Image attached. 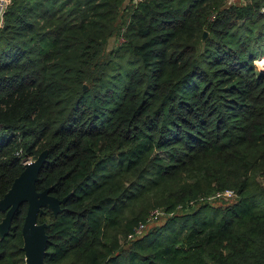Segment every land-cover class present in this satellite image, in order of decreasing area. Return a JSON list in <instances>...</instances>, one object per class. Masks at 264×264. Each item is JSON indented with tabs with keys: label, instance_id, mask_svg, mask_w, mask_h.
<instances>
[{
	"label": "trees",
	"instance_id": "obj_1",
	"mask_svg": "<svg viewBox=\"0 0 264 264\" xmlns=\"http://www.w3.org/2000/svg\"><path fill=\"white\" fill-rule=\"evenodd\" d=\"M263 5L11 0L0 199L46 150L37 188L65 201L38 216L44 264H264ZM226 190L237 200L215 205ZM27 210L0 236V264H27Z\"/></svg>",
	"mask_w": 264,
	"mask_h": 264
},
{
	"label": "water",
	"instance_id": "obj_2",
	"mask_svg": "<svg viewBox=\"0 0 264 264\" xmlns=\"http://www.w3.org/2000/svg\"><path fill=\"white\" fill-rule=\"evenodd\" d=\"M47 159L43 151L36 159L27 161L24 170L16 177L11 188L0 199V212L6 215L0 222V236H5L12 225L13 217L19 207L28 202V210L23 225V249L27 264H44L48 246L47 223H39L38 216L49 207L55 214L61 211L65 199H59L51 193V187L38 190L37 182L41 169Z\"/></svg>",
	"mask_w": 264,
	"mask_h": 264
},
{
	"label": "rangeland",
	"instance_id": "obj_3",
	"mask_svg": "<svg viewBox=\"0 0 264 264\" xmlns=\"http://www.w3.org/2000/svg\"><path fill=\"white\" fill-rule=\"evenodd\" d=\"M231 1H240V0H231ZM128 13L129 11L127 12H124V18L127 19L128 18ZM117 36L115 37H112L111 41H109V45L107 47L111 48L113 45L116 44V39ZM255 65L257 67V70H264V57L263 58H260L258 60L255 61ZM31 160H34V159H30L29 161ZM212 202L215 204V205H221L223 207L227 206V205H231L232 203H234L236 200H237V196L235 193H232V192H229V193H226V195H221L220 197H218L216 199L215 198H212ZM216 199V200H215ZM168 216L165 215V214H161L159 216H157L154 221H152L153 223L149 225V228L153 227V226H156V225H160V224H163L168 218Z\"/></svg>",
	"mask_w": 264,
	"mask_h": 264
},
{
	"label": "built area",
	"instance_id": "obj_4",
	"mask_svg": "<svg viewBox=\"0 0 264 264\" xmlns=\"http://www.w3.org/2000/svg\"><path fill=\"white\" fill-rule=\"evenodd\" d=\"M133 3L137 4L141 0H131ZM11 3V0H0V30L4 25V20H5V13ZM262 12L264 13V5L262 6ZM232 192L234 193L233 190H226L224 192H218L216 196H221V195H226V193ZM160 214L159 210L154 211V215ZM153 215V216H154ZM144 229V224H141L137 230V233H141L142 230Z\"/></svg>",
	"mask_w": 264,
	"mask_h": 264
}]
</instances>
